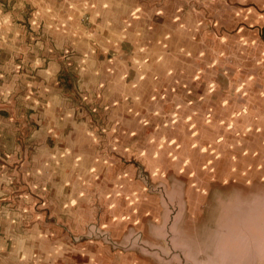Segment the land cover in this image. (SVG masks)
I'll return each instance as SVG.
<instances>
[{"label": "crops", "instance_id": "obj_1", "mask_svg": "<svg viewBox=\"0 0 264 264\" xmlns=\"http://www.w3.org/2000/svg\"><path fill=\"white\" fill-rule=\"evenodd\" d=\"M170 53L183 60L176 72L187 59L190 69L206 65L193 79L186 76L202 90L151 95L150 84L169 83ZM227 59L234 66L226 68ZM218 75L244 95V124L263 126L264 0H0V150H19L20 127L12 120L22 113L21 96L32 97L37 107L29 111L38 113L40 129L49 125L40 148L63 145L68 163L60 184L42 170L51 156H32L38 167L27 177L23 166L9 172L0 165V264H71L86 254L89 245L73 246L41 214L75 231L79 202L94 189L112 207L135 194L133 160L156 171L162 148H175L171 132L199 116L203 128L213 129L220 108L232 109L224 106L227 95L217 99ZM177 76L174 82L185 81ZM170 98L183 100L177 110H167ZM10 155L5 160L25 161ZM43 193L48 200L39 198Z\"/></svg>", "mask_w": 264, "mask_h": 264}, {"label": "rangeland", "instance_id": "obj_2", "mask_svg": "<svg viewBox=\"0 0 264 264\" xmlns=\"http://www.w3.org/2000/svg\"><path fill=\"white\" fill-rule=\"evenodd\" d=\"M195 52L198 57L204 58L202 50L196 48ZM226 62V68L234 66L232 59ZM182 64L183 60L176 59L170 53L169 83L166 87L164 82L150 84L151 95L166 89L168 93L196 90L197 84L186 82V76L193 79L195 75L203 73L206 65L202 63L200 66L198 62L190 69L192 62L187 59L184 71L176 72ZM177 74L185 81L174 82L178 78ZM216 80L218 87H221V95L217 99L227 95L228 104L224 106L229 105L233 109L230 113L232 109L226 112L220 108L223 115L218 126L213 129L203 128V116H199L197 124H183L171 132L174 134L170 133V136L174 137L175 148H162L165 157L159 158L163 161L156 171L138 159L133 160L132 163L138 161L142 164L143 174L136 180L137 192L131 196H122L113 207L108 205L105 195L98 189H94L86 200L78 199L83 209L79 212L82 224L75 231L71 230L74 235L86 234L88 226L96 223L109 230L116 239L124 240L123 244H128L125 240H131L129 245L134 247L121 252L99 241L72 244L75 247L89 246L86 254L71 257V264H184L178 256H181L180 252H186L185 255L194 264H221L227 244H232L228 242L232 238L237 241L244 237L249 230L248 223L264 214V125L252 121H245L244 124V95L234 86L228 88L229 84L223 82L220 75ZM242 85L244 89V83ZM68 89L73 88L68 86ZM198 89L202 90L203 84ZM72 92V99L75 103L80 101L78 107H83L84 117H88L83 105L84 99L77 94V90L76 93L75 90ZM21 97L22 113L12 120V123L20 127L16 132L20 133V147L19 150L9 147V151L12 149L13 152L7 154L0 150L3 158L0 159V165L9 172H16L23 166L27 177V172H31L35 165L38 167V164L33 163L32 156H51L50 162L44 163L42 170L46 168L53 175V180L60 184L59 176L68 166L67 162H63L65 148L63 145L40 148V138L47 136L46 128L49 125H43L40 129L38 113L29 111L37 107L36 101L33 102L32 97ZM182 101L180 98H170L169 104H166L167 110H177V105ZM202 109H207L206 104ZM14 152H18L19 160L23 156V164L5 160L12 159L10 154ZM134 170L137 171L135 166ZM26 179L24 187L28 188L30 182ZM60 193L58 195L63 197ZM39 198L48 200L44 193ZM40 218L46 219V222L49 219L58 220L55 216L48 215L46 218L44 214ZM138 233H142L144 244H138L136 240L133 242L132 236Z\"/></svg>", "mask_w": 264, "mask_h": 264}, {"label": "water", "instance_id": "obj_3", "mask_svg": "<svg viewBox=\"0 0 264 264\" xmlns=\"http://www.w3.org/2000/svg\"><path fill=\"white\" fill-rule=\"evenodd\" d=\"M135 164H137V165H135ZM133 165L137 169V171H136V180H137L139 178V176L141 177L143 174L142 167H141L142 164L139 163L138 161H136V162H133ZM141 179H145V178H141ZM48 222H51L56 227L62 229L63 232L70 238L71 243L74 245H79V244L83 243L84 241H87V242L99 241L100 243L108 246L110 249H112L114 251H121V252H126L128 249L134 247V246L130 247L131 244L129 245L131 240H128L127 242L125 240V243H128V244H123L124 240L116 239L109 230H107L106 228H104V227H102L96 223L90 224L88 226L86 234H83L81 236H76L72 233V231L69 227L65 226L64 224H62L58 220L49 219ZM252 235L253 234L251 233V231L247 230V232L243 236H245L249 240H252V237H251ZM132 238H134L133 242L136 240V243L139 244V242L140 243L142 242L144 244V241L142 239V233H138L136 235H133ZM239 243H241L240 245L244 249V237L239 238L237 240V243H235V244H239ZM232 245L233 244H230V246H232ZM141 246H143V245H141ZM228 248H229V246L227 245L226 250ZM226 250H225V253H226ZM151 251H155V249H152ZM245 252L247 253V256L242 258L241 264H264V250L259 254L257 252L256 248L252 244H249V245H247ZM255 252H257V254H255ZM165 253H167V252H165ZM225 253L222 256V260H221L222 263L221 264H228V262H229V260L228 261L225 260V255H226ZM180 254H181V256L180 255H178V256L183 259L184 264H194V263H192L193 261L191 262V259H189L187 255H185L186 252L185 253L180 252ZM166 255H168V254H166Z\"/></svg>", "mask_w": 264, "mask_h": 264}, {"label": "bare ground", "instance_id": "obj_4", "mask_svg": "<svg viewBox=\"0 0 264 264\" xmlns=\"http://www.w3.org/2000/svg\"><path fill=\"white\" fill-rule=\"evenodd\" d=\"M247 228L253 235L251 236L252 240L244 236V249L241 247V243L235 244L237 241L233 240V238L229 241V243L233 245L230 246L227 244L229 248L226 250L225 260H229L228 264H241L242 258L247 256L245 251L249 244H252L259 254L264 250V214L259 216L258 219H255L254 222L248 223ZM257 252H255V254H257Z\"/></svg>", "mask_w": 264, "mask_h": 264}]
</instances>
